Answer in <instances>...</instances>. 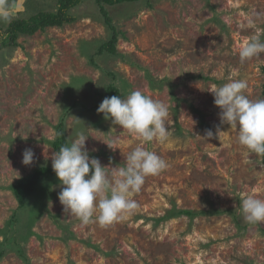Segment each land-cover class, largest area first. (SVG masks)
I'll return each mask as SVG.
<instances>
[{
    "label": "rangeland",
    "instance_id": "374dc122",
    "mask_svg": "<svg viewBox=\"0 0 264 264\" xmlns=\"http://www.w3.org/2000/svg\"><path fill=\"white\" fill-rule=\"evenodd\" d=\"M57 2L19 0L12 20L55 12ZM106 8L119 33L114 56L99 54L112 33L93 0L71 11L75 22L20 35L17 47L4 43L9 23L0 21V264H264V221L248 223L241 211L242 195L264 199L263 156L221 123L211 92L244 79L245 94L264 99V53L243 63L239 56L253 36L264 41V0ZM111 85L120 96L140 90L167 104L169 139L142 144L98 113ZM61 124L68 143L90 135V157L110 174L138 145L169 166L145 178L133 195L136 210L108 225L65 212L54 171L20 207L14 187L52 169ZM26 148L32 165L22 163Z\"/></svg>",
    "mask_w": 264,
    "mask_h": 264
},
{
    "label": "clouds",
    "instance_id": "9594fccd",
    "mask_svg": "<svg viewBox=\"0 0 264 264\" xmlns=\"http://www.w3.org/2000/svg\"><path fill=\"white\" fill-rule=\"evenodd\" d=\"M17 7L19 0H0V21L10 23ZM261 53H264V41L253 36L242 45L239 56L243 63ZM247 87L246 80L230 78L211 92L214 104L221 109V123L237 129L240 145L258 157L264 156V99H250L245 94ZM97 112L114 125L140 137L142 144L164 143L171 136L168 105L140 90H134L127 96L106 97ZM217 133L219 136V128ZM89 136L81 131L68 144L54 151L51 155L52 169L63 186L58 199L65 212H70L85 224L95 218L103 226L136 210L138 204L133 195L141 190L145 178L159 174L169 165L154 151L138 145L127 154L123 166L111 167L113 171L110 174L109 166H102L98 158L90 157L86 147ZM213 136L211 129L206 130L204 138ZM22 156L24 165L34 163L33 149L26 148ZM241 211L248 223L264 221V199L242 195Z\"/></svg>",
    "mask_w": 264,
    "mask_h": 264
},
{
    "label": "trees",
    "instance_id": "16d2710c",
    "mask_svg": "<svg viewBox=\"0 0 264 264\" xmlns=\"http://www.w3.org/2000/svg\"><path fill=\"white\" fill-rule=\"evenodd\" d=\"M85 0H58L57 8L55 12L41 11L28 19H16L12 20L6 30L4 43L11 47H17V40L20 35H34L38 31H45L49 27H60L64 24L73 23L76 21V17L72 15L71 11L80 6ZM96 5L100 8L102 16L105 18V24L109 30H111V39L102 44L99 48V54L108 53L110 55H118L117 52V42L119 33L113 26L112 19L110 17L108 7H115L125 3H135L138 4L144 0H93ZM1 32V27H0ZM113 95H119V90L116 86L111 85L107 90V96L111 97ZM68 144L67 139L64 134V126L61 124L58 127L57 139L52 142V146L55 151L63 145ZM264 160V156H263ZM53 170L50 168H41L35 175L25 182L14 187V192L16 198L20 204V207L25 205L27 198L33 193L35 185L41 176L52 174ZM178 215H186L188 217H195L196 214L191 211H178Z\"/></svg>",
    "mask_w": 264,
    "mask_h": 264
}]
</instances>
